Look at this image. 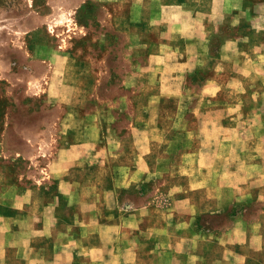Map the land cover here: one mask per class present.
I'll return each instance as SVG.
<instances>
[{"label": "crops", "instance_id": "crops-1", "mask_svg": "<svg viewBox=\"0 0 264 264\" xmlns=\"http://www.w3.org/2000/svg\"><path fill=\"white\" fill-rule=\"evenodd\" d=\"M247 1L149 3L164 32L136 76L187 108L56 149L25 184L2 160L0 264H264V0Z\"/></svg>", "mask_w": 264, "mask_h": 264}, {"label": "rangeland", "instance_id": "rangeland-1", "mask_svg": "<svg viewBox=\"0 0 264 264\" xmlns=\"http://www.w3.org/2000/svg\"><path fill=\"white\" fill-rule=\"evenodd\" d=\"M191 1L0 0V165L4 160L8 182H30L18 177L31 170L45 175L56 149L77 145L88 134L125 140L132 118L142 123L150 111V125L159 114L169 118L176 108H187L157 98V85L140 83L136 68L164 32L148 21L149 3ZM196 1L207 6L211 0ZM225 19L230 23V16ZM202 77L195 73L186 90L194 93ZM139 127L137 137L145 131ZM183 130L189 132V126ZM48 142L50 149L44 150L41 145ZM155 166L158 172L160 165ZM157 182L151 177L145 186L154 190ZM234 212L228 207L213 215L212 226Z\"/></svg>", "mask_w": 264, "mask_h": 264}]
</instances>
